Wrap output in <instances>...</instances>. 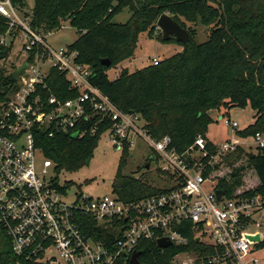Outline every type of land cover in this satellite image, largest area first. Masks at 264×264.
I'll list each match as a JSON object with an SVG mask.
<instances>
[{"label": "trees", "instance_id": "obj_1", "mask_svg": "<svg viewBox=\"0 0 264 264\" xmlns=\"http://www.w3.org/2000/svg\"><path fill=\"white\" fill-rule=\"evenodd\" d=\"M11 1L21 11L27 6L25 0ZM124 8L131 12L129 19L125 23L113 22V17ZM164 13L190 35L186 44L177 41L182 50L156 65L132 72L123 68L110 79L107 70L132 58L140 33L154 34L156 21ZM24 15L29 17L30 27L40 34L58 30L63 22H68L78 37L67 47L77 52L76 62L91 71L90 82L119 110L137 113L142 128L151 138L159 140L169 136L178 154H183L199 135L206 142L203 163L216 152L217 144L207 138L208 128L215 121L209 112L214 109L243 108L249 104L255 112L254 121L236 130V134L248 138L257 132L264 133V0H34ZM198 24L206 27L204 42L194 40ZM8 29V20L0 15V60L7 58L11 51L12 42H1ZM172 40L176 41L174 37L163 41ZM31 58L29 55L26 60ZM103 59L109 65L103 64ZM16 82L12 72L0 70V103L8 99ZM46 83L48 88L44 94L52 93L62 99L77 94L69 88L65 74L57 69L51 70ZM111 124V120H103L94 134L81 138L69 133L49 136L48 130L39 126L35 128V145L54 163L55 170H76L93 156L100 136ZM129 148V143L123 142L112 192L127 202L165 193L167 189L151 178L123 173ZM243 155L246 164L237 165ZM151 161L149 157L146 164L150 166ZM223 165L231 169L229 177L217 173ZM245 168L252 169L257 183L241 190ZM157 171L163 174L161 169ZM204 176L215 179L216 188L228 198L264 195V147L252 153L238 145L219 164L207 167ZM169 179L160 178L161 181ZM179 231L186 238L185 244L161 248L155 240L141 241L137 249L140 264H172L175 255L183 252L194 254L195 264H213L208 262V257L219 249L197 241L189 223ZM86 232L89 236L111 237L108 229L96 224ZM254 245L263 247L264 239ZM15 262L7 242L0 252V264ZM114 264L131 263L120 256Z\"/></svg>", "mask_w": 264, "mask_h": 264}, {"label": "built area", "instance_id": "obj_2", "mask_svg": "<svg viewBox=\"0 0 264 264\" xmlns=\"http://www.w3.org/2000/svg\"><path fill=\"white\" fill-rule=\"evenodd\" d=\"M0 15L9 28L20 29L27 38L25 60L32 55L15 89L0 103V232L10 244L15 264H114L118 257L129 259L138 252L143 240L157 243L167 238L172 246L185 244L179 231L185 223L197 241L219 249L208 257L209 263L247 264L244 258L255 242L247 239L246 228L251 215L264 207V195L228 198L223 193L217 198L216 182L204 176L207 167L219 164L226 153L241 146L240 141L229 138L217 144L205 163L201 159L207 154L206 142L200 135L178 154L169 136L151 138L137 113L119 110L90 82L91 71L76 62L77 52L50 46L45 41L50 32L34 31L29 17L21 16L11 0H0ZM1 42L6 43L4 38ZM158 62L153 59L154 65ZM52 69L65 74L69 88L77 91L74 97L44 94ZM106 119L112 121L106 131L114 146L121 149L125 141L131 146L135 136L153 151L161 164L160 175L170 177L162 186L165 193L127 202L113 192L102 196L79 192L72 201H65L66 188L47 176L55 165L36 147L35 128L45 127L49 136L69 133L81 138L94 134ZM223 121L233 129L238 126L228 118ZM250 144L264 147V133H255ZM37 153L44 157L41 166L36 164ZM92 224L108 229L111 237L89 236L86 231ZM195 261L194 254L183 252L175 255L172 264Z\"/></svg>", "mask_w": 264, "mask_h": 264}, {"label": "rangeland", "instance_id": "obj_3", "mask_svg": "<svg viewBox=\"0 0 264 264\" xmlns=\"http://www.w3.org/2000/svg\"><path fill=\"white\" fill-rule=\"evenodd\" d=\"M25 1L27 6L22 11L20 10L22 12L21 16H25L24 12H28L34 2V0ZM130 16V10L124 8L120 13L113 17L112 21L115 23H125ZM195 28L196 35L194 40L196 42H204L207 39L206 27L202 24H198ZM8 31L14 32V36H12V33L8 34ZM7 32L3 37L4 42H6V44L12 42V47L9 56L0 60V70L4 69L7 72H12L14 67L17 68L21 63H24L25 51L23 50V44L27 38L20 29H15L14 27L9 28ZM77 37L78 32L71 27L68 22H63L61 28L52 31L49 35H45V41L53 48L67 47L77 39ZM160 37H162V31L159 28H156L155 33L152 35H149L147 32L140 33L132 58L108 69V77L114 79L123 68H127L132 72L153 64L154 58L161 61L182 50L183 46L179 42L173 40L163 41ZM45 65V68L49 67V64ZM214 110L219 111V109ZM212 113L213 116L216 115L215 111ZM254 113V110L249 104L243 108H230L228 113L224 114L225 116L223 118H218L216 122L209 126L207 133L208 139L219 145L229 138L237 139L240 141L245 152L256 153L257 147L250 144L252 137L242 138L236 134V130H241L254 121ZM224 118L236 121L238 125L237 128L233 129L230 125L225 124L223 121ZM133 142V145L129 148L127 165L123 169V173L136 178H151L155 180L157 185L163 186L164 181H161L160 178H163L164 175H160L157 171V168H159L161 164L156 160V157L153 156V151L138 137L133 136ZM120 154L121 149H115L114 145L109 140V132L106 131L100 136L88 165L83 164L78 169L72 171L64 168L59 170L49 168L47 176L55 177L58 182L57 184L61 188L65 185L67 186L65 187L67 193L64 197L66 202L72 201L76 193L79 192L93 196L111 194ZM149 157L152 158V161L150 166L146 168L145 165ZM43 160L44 157L37 153L36 164L41 166ZM241 164H246L245 155L241 157V160L237 165ZM230 171L231 169H228L226 165H223L217 173L229 177ZM214 181L216 182L215 179ZM256 183V176L252 169L245 168L243 185L240 189H249ZM206 187L210 189L211 185L207 183ZM248 222L249 224L246 228L247 234H258L260 239H264V207L254 212ZM6 245L7 239L0 232V252L6 247ZM254 259L257 261L253 262ZM244 261L247 264H264V246L260 247L253 244L251 251L244 258Z\"/></svg>", "mask_w": 264, "mask_h": 264}, {"label": "water", "instance_id": "obj_4", "mask_svg": "<svg viewBox=\"0 0 264 264\" xmlns=\"http://www.w3.org/2000/svg\"><path fill=\"white\" fill-rule=\"evenodd\" d=\"M156 27L159 28L162 31V39L168 40L171 37H174L176 41H179L183 44H186L190 40V35L188 31L181 27L174 19H172L167 13H164L160 15L156 21ZM103 64L109 65V61L107 59L101 60ZM27 63H22L20 66H18L16 69L12 71V75L15 79H17L19 76L24 74V71L26 69ZM115 149H119L118 145L114 146ZM90 159L86 161V164H89ZM149 167V163L146 164V168ZM216 196L219 198L223 191L216 190ZM247 239L251 242H258L260 241L259 235H247ZM157 244L161 248H166L169 246H172V242L167 238H160L157 241ZM138 252H134L131 257L129 258V261L131 264H140L138 261Z\"/></svg>", "mask_w": 264, "mask_h": 264}, {"label": "crops", "instance_id": "obj_5", "mask_svg": "<svg viewBox=\"0 0 264 264\" xmlns=\"http://www.w3.org/2000/svg\"><path fill=\"white\" fill-rule=\"evenodd\" d=\"M13 33V32H12ZM51 33V32H50ZM13 36H14V34H13ZM26 60L24 59V62H25ZM26 63V62H25ZM22 64V63H21ZM20 64V65H21ZM19 65V66H20ZM216 112V115L215 116H213V113L212 112ZM228 111H229V109L228 110H225V109H223V108H220L219 109V111L218 110H211L209 113H210V115L212 116V118L215 120L214 122H216L217 120H218V118H221V117H224L225 115L224 114H227L228 113ZM213 122V123H214ZM212 123V124H213ZM211 125V124H210ZM209 129V128H208ZM208 133V132H207ZM207 138H208V136H207ZM214 143V142H213ZM249 235H258V234H254V233H252V234H249ZM260 237V236H259Z\"/></svg>", "mask_w": 264, "mask_h": 264}]
</instances>
